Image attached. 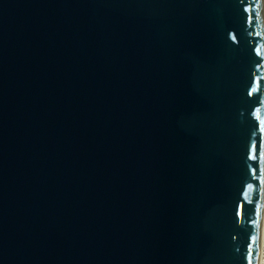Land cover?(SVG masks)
Here are the masks:
<instances>
[{
	"label": "water",
	"instance_id": "95a60500",
	"mask_svg": "<svg viewBox=\"0 0 264 264\" xmlns=\"http://www.w3.org/2000/svg\"><path fill=\"white\" fill-rule=\"evenodd\" d=\"M262 0H0V264H256Z\"/></svg>",
	"mask_w": 264,
	"mask_h": 264
},
{
	"label": "bare ground",
	"instance_id": "6f19581e",
	"mask_svg": "<svg viewBox=\"0 0 264 264\" xmlns=\"http://www.w3.org/2000/svg\"><path fill=\"white\" fill-rule=\"evenodd\" d=\"M263 20H264V0H262ZM264 173V157H263ZM261 211V224L256 237V264H264V174H263V199Z\"/></svg>",
	"mask_w": 264,
	"mask_h": 264
}]
</instances>
